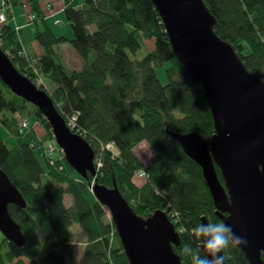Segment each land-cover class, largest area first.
I'll use <instances>...</instances> for the list:
<instances>
[{
    "label": "trees",
    "instance_id": "trees-1",
    "mask_svg": "<svg viewBox=\"0 0 264 264\" xmlns=\"http://www.w3.org/2000/svg\"><path fill=\"white\" fill-rule=\"evenodd\" d=\"M5 1L8 8L25 2L31 6V31L39 51L34 61L18 53L21 48L10 11L0 25V48L28 79L35 78L36 71L50 81L53 91L47 93L60 115L65 121L76 116L72 131L96 155L101 149L103 154L101 167L95 166L96 175L87 178L66 159L50 165L43 154L44 165L33 148L32 136L8 124L10 120L17 125L10 112H23L32 104L15 94L8 98L0 88V123L17 140L13 146L0 135V168L26 201L24 208L9 206L25 244L17 246L3 238L0 264H130L112 220L106 221L108 211L91 188L93 184L111 188L114 183L138 216L167 212L180 235L174 251L181 264H190L181 255V247L186 243L195 246L191 228L202 223V217L208 222L221 219L202 168L172 133L196 132L209 142L215 133L214 120L205 91L174 54L152 0H64L63 13L72 38L56 34L49 25L48 0ZM203 1L216 19V35L233 46L251 73L264 80V0ZM152 39L151 51L142 57L130 55L135 56ZM65 42L81 57L80 70H69L56 51ZM166 63L164 84L157 69ZM2 84L11 92L0 79ZM33 107L51 131L42 113ZM143 141L154 152L148 166L135 152ZM108 143L114 144L118 154L105 147ZM215 168L223 183L219 167ZM141 170L145 176L140 178ZM65 194L72 196L70 207L64 203ZM43 224L49 231L41 235ZM74 224L85 235L79 256ZM224 256L228 264H250L238 247L224 250Z\"/></svg>",
    "mask_w": 264,
    "mask_h": 264
},
{
    "label": "water",
    "instance_id": "water-1",
    "mask_svg": "<svg viewBox=\"0 0 264 264\" xmlns=\"http://www.w3.org/2000/svg\"><path fill=\"white\" fill-rule=\"evenodd\" d=\"M152 2L174 54L205 91L214 120L209 142L196 132L172 136L202 168L221 221L247 239V245L238 248L250 264H264V80L216 35V19L203 0ZM0 79L42 113L69 165L83 178L95 176L92 146L70 130L48 93L22 75L1 48ZM92 191L110 214L130 264H181L173 247L180 243V235L166 211L138 216L116 183L111 188L93 184ZM12 204L26 207L19 189L0 168V233L22 246L21 227L9 212ZM202 222L208 220L202 217ZM222 255L223 264H228Z\"/></svg>",
    "mask_w": 264,
    "mask_h": 264
},
{
    "label": "rangeland",
    "instance_id": "rangeland-1",
    "mask_svg": "<svg viewBox=\"0 0 264 264\" xmlns=\"http://www.w3.org/2000/svg\"><path fill=\"white\" fill-rule=\"evenodd\" d=\"M1 1L2 0H0V2ZM55 1H57V0H55ZM60 1H62L61 4H58V6L56 7V9L61 8L59 12H62V13L60 15H58V13H59L58 11H53V8H52V5L50 2H49L50 4L49 3L47 4V6L50 8V12L48 15L50 17V19L48 20V23L56 34L64 35L68 38H72V29H71L70 25L68 24V22L65 18V15L63 13L64 0H60ZM21 7H23L27 13H26V16L24 17L23 21H21V22L19 21L20 23L15 20V13H16L15 8H8V10L5 9L7 11H10V13H12V15H10L11 17L14 16L11 21L15 27L16 32H17V41L19 42V47L21 48V51H18L19 54H20V52H23V51L26 52V48L30 49L31 46H33L35 48V45H38L37 42L35 40H33V34L31 31L32 21L34 19V18L33 19L30 18V15H32V12H30L31 6L25 2ZM58 19L61 21V23H59V25H55L54 23L58 22ZM22 22H25V23L21 24ZM3 23L0 22V25ZM0 45H1V42H0ZM153 48H154V39L146 40L145 41V48L139 50V52L135 56L131 53H130V55L132 57H142L147 53L148 50L151 51ZM56 51L59 53L60 58L62 59V61L64 62V64L66 65V67L69 70H75V69L79 70L78 68H81V66H82L81 63L83 61H82L81 57L79 56V54L70 46L69 43H67V42L61 43V45H58L56 47ZM166 66H167V63L164 64L163 67H159L157 69V74H158L161 82L164 84L167 82V77L165 74ZM41 78H42V80H38V81L34 80V78H32L30 80L38 88H40V89L42 88V90H44L46 93L47 92L49 94L52 93L53 85L46 78H44L42 76H41ZM0 88L2 91L5 92V94H7L8 98H10V96L12 94H14L12 91L11 92L8 91V89L3 84L0 85ZM10 115H13L10 118H14V117L16 118L17 125H16V123H12L10 120L8 121V124H10V126H12V128L18 127L19 132H20V126H21L22 122L24 120L28 121V128L24 130V133L30 137L32 136L30 139H31V143L33 145V148H34L35 152H37V154L40 156L44 165H45V162L41 157V155H43V154L45 156L46 161H48V163L50 165L56 166L58 163H60L59 161H61V159H59L60 158L59 156H61L62 154L61 153L57 154L58 152L52 151V148H51V145H54V146H56L57 149H59V146L56 143L53 132L50 133L52 131V129L50 131L48 128L45 127L44 123L42 122V119L37 118L36 113H35V108L32 105L27 104V106L23 112L19 111L16 114H13L10 112ZM73 116H70L67 119V123L69 122V119H71V120L73 119ZM0 135L2 136V139L10 145L14 146L17 142L16 138L11 136L12 133L10 132V129L6 128L5 125H3L2 123H0ZM41 149L43 150V153H42ZM40 151H41V153H40ZM113 151L115 154L117 153L114 148H113ZM135 152L144 161V165L148 166L151 164V162L154 158V152L152 150V147L147 142L143 141L140 144H138V146L135 149ZM102 154H103L102 149H101V151H99L98 155H96V153H95L94 164L96 167H97L96 162L99 163V159H101ZM48 157H52L54 162L51 163V161H50V159H48ZM98 166H101V165L99 164ZM141 172H142V170H141ZM44 181H46V179H44ZM64 203L66 204L67 207H70L73 203L72 196L69 194H65L64 195ZM107 214H108V217H106V221L110 222L111 217L109 216L108 212H107ZM41 226H42L40 228L41 229V235L43 233H45L46 231H49V227L47 225L43 224ZM72 229L76 233V240L78 241L77 245L79 246V250H78V256H79L81 254L80 252L83 250V244L80 243V241L84 240L85 235L82 232V230L80 229L79 225H77V224H74L72 226ZM3 238H5V237L0 233V242L2 241ZM22 260H25V262H27V259L22 258Z\"/></svg>",
    "mask_w": 264,
    "mask_h": 264
},
{
    "label": "clouds",
    "instance_id": "clouds-1",
    "mask_svg": "<svg viewBox=\"0 0 264 264\" xmlns=\"http://www.w3.org/2000/svg\"><path fill=\"white\" fill-rule=\"evenodd\" d=\"M189 234L195 246L193 243L183 244L181 255L189 258L190 264H223L224 250L247 245V239L223 221L199 223Z\"/></svg>",
    "mask_w": 264,
    "mask_h": 264
},
{
    "label": "built area",
    "instance_id": "built-area-1",
    "mask_svg": "<svg viewBox=\"0 0 264 264\" xmlns=\"http://www.w3.org/2000/svg\"><path fill=\"white\" fill-rule=\"evenodd\" d=\"M7 9L8 10V6L6 5V1L5 0H2L0 2V22L3 23V22H6L7 20ZM30 18L33 19L34 18V15H30ZM60 23V20L58 19V22H56V24H59ZM20 54L22 56H25L27 59H29V57L27 56L26 52L23 51V52H20ZM32 61H34V59H30ZM36 73V77L34 78V80L38 81V80H42L41 76H39V74L35 71ZM72 118V117H71ZM76 120H77V117L76 116H73V119H69V122H68V125L71 129H74L75 128V125H76ZM28 128V121L27 120H24L20 126V133H23L25 129ZM107 149L109 150H113V148L115 149L114 147V144L113 143H108L106 146H105ZM51 148H52V151H57L58 153L57 154H62L61 156H59L60 158L59 159H63L64 157V152L61 150V149H57L56 146L54 145H51ZM48 159H50L51 163H53V158L52 157H48ZM56 161V160H55ZM101 165V160L99 159V163L96 162V165L97 167H101V166H98V165ZM138 176L141 178V177H144L145 176V172H139L138 173ZM110 216V215H109ZM116 230V229H115Z\"/></svg>",
    "mask_w": 264,
    "mask_h": 264
},
{
    "label": "crops",
    "instance_id": "crops-1",
    "mask_svg": "<svg viewBox=\"0 0 264 264\" xmlns=\"http://www.w3.org/2000/svg\"><path fill=\"white\" fill-rule=\"evenodd\" d=\"M51 3V5H52V8H53V11H60V9L61 8H59V9H56V7L58 6V4H61V2L62 1H60V0H57V1H53V0H48V3ZM49 3V4H50ZM43 4H45V3H43ZM15 20L17 21V22H21V21H23V19H24V17L26 16V10L23 8V7H16L15 8ZM62 12H59L58 13V15H60ZM57 15V16H58ZM50 19V18H49ZM53 19V18H52ZM19 22V23H20ZM25 22H22L21 24H24ZM34 40V39H33ZM61 45V44H60ZM63 47V46H62ZM61 47V48H62ZM38 51H39V48H38V45H35V48L33 47V46H31L30 47V49H28V48H26V52L30 55V56H36L37 55V53H38ZM82 62V61H81ZM81 65H83V63H81ZM81 68H82V66H81ZM81 68H78L79 70L81 69ZM75 70H77V69H75Z\"/></svg>",
    "mask_w": 264,
    "mask_h": 264
},
{
    "label": "bare ground",
    "instance_id": "bare-ground-1",
    "mask_svg": "<svg viewBox=\"0 0 264 264\" xmlns=\"http://www.w3.org/2000/svg\"><path fill=\"white\" fill-rule=\"evenodd\" d=\"M54 25V24H53ZM100 168V167H99ZM96 173H97V168H96Z\"/></svg>",
    "mask_w": 264,
    "mask_h": 264
}]
</instances>
